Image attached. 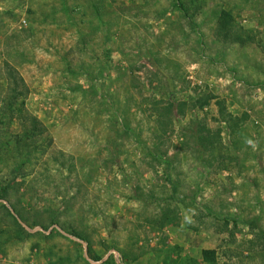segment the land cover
Masks as SVG:
<instances>
[{
  "label": "rangeland",
  "instance_id": "rangeland-1",
  "mask_svg": "<svg viewBox=\"0 0 264 264\" xmlns=\"http://www.w3.org/2000/svg\"><path fill=\"white\" fill-rule=\"evenodd\" d=\"M10 182L0 264H264V0H0Z\"/></svg>",
  "mask_w": 264,
  "mask_h": 264
},
{
  "label": "trees",
  "instance_id": "trees-1",
  "mask_svg": "<svg viewBox=\"0 0 264 264\" xmlns=\"http://www.w3.org/2000/svg\"><path fill=\"white\" fill-rule=\"evenodd\" d=\"M8 71H12V72H8V74H9L8 75L9 81L7 82L9 85L8 89H7L8 90V92H7L8 98H7V101L4 103V106L2 107L3 110H5V111L6 110L8 111L9 110L8 105L13 103L11 96L15 95V93L19 96L23 95L22 89L19 88L20 86L16 81L14 70H11L9 68ZM28 118L30 120V124L32 127V130H31L32 138H34V140H35V148L37 150L38 148H40L41 146H43L45 144V142H46V136L45 135L46 134H45L43 125L41 124V122L36 117L29 116ZM24 131L26 132L25 129H24ZM164 171H165L166 181L171 183L170 177H169L166 169H164ZM10 185H11V182L6 184L5 186H2V188L0 189V200L1 201L9 202V199L7 197V193H8V190L10 188ZM54 223H56V222H54Z\"/></svg>",
  "mask_w": 264,
  "mask_h": 264
}]
</instances>
